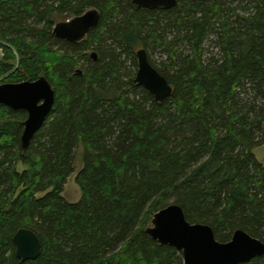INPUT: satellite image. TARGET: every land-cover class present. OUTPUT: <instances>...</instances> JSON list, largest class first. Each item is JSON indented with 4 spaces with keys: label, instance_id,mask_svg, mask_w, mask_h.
<instances>
[{
    "label": "trees",
    "instance_id": "1",
    "mask_svg": "<svg viewBox=\"0 0 264 264\" xmlns=\"http://www.w3.org/2000/svg\"><path fill=\"white\" fill-rule=\"evenodd\" d=\"M177 2L0 0V42L18 56L14 68L0 45V79L45 77L55 94L26 150L27 113L0 105V264H183L145 233L171 204L221 243L236 230L264 242V165L252 153L264 146V0ZM92 9L99 23L86 39L52 35ZM209 38L218 54L204 60ZM139 49L165 57L161 69L149 60L172 87L160 103L134 83ZM79 144L80 200L70 204L62 193ZM19 229L38 237L36 260L16 258Z\"/></svg>",
    "mask_w": 264,
    "mask_h": 264
},
{
    "label": "water",
    "instance_id": "2",
    "mask_svg": "<svg viewBox=\"0 0 264 264\" xmlns=\"http://www.w3.org/2000/svg\"><path fill=\"white\" fill-rule=\"evenodd\" d=\"M177 3V0H131L134 8L149 10L173 9ZM99 16L97 10H88L69 21L56 23L52 35L70 43H79L97 27ZM135 55L136 86L146 90L158 103L170 97L172 87L150 64L146 51L139 49ZM90 56L93 60L97 58L95 52ZM3 60L4 53L0 47V63ZM75 73L81 75L79 69ZM54 99V91L45 77L35 81L0 84V105L27 113L21 135L23 150L28 148L30 140L50 115ZM150 224L145 233L159 245L172 247L181 253L183 264H247L255 258L264 256V242L242 230H236L229 241L221 243L216 240L211 227L189 223L182 208L175 204L157 211L152 216ZM12 243L15 247V256L21 262L34 261L41 253L40 241L29 229L17 230L12 237Z\"/></svg>",
    "mask_w": 264,
    "mask_h": 264
},
{
    "label": "rangeland",
    "instance_id": "3",
    "mask_svg": "<svg viewBox=\"0 0 264 264\" xmlns=\"http://www.w3.org/2000/svg\"><path fill=\"white\" fill-rule=\"evenodd\" d=\"M71 19L72 18L62 20V21L65 22V21H69ZM84 39H86V37ZM211 39L212 38H209L208 42L205 43V45L203 47V50H204L203 59L204 60H207L210 57L216 58V56L218 54L217 50L214 48V45L212 44ZM0 45L8 48L9 52L14 56V60L10 64L13 65L15 68L17 66V62H18L17 54L14 52V50L11 47L7 46L5 43L0 42ZM92 52H94L93 48H90L87 52H85V55L87 57H90ZM5 54L6 53H4V55ZM147 54H148L149 60L154 64V66L157 69H161L163 63L165 62V57H164L163 53L160 50H154V51L148 50ZM76 69H80V67L76 68ZM3 80H4V78L0 79V84L3 83L2 82ZM82 153H83L82 147L79 144V146L76 150L75 161H74V165H73L74 172L67 179V182L64 186L63 193H62V196L64 197V199L70 204H75L80 200V191H79V188L77 187V185L75 184V177L83 166ZM252 153H253L255 159L257 160V162L264 165V146L253 149ZM17 170L19 172H21V171H23V168L18 167ZM151 219H150V221H151ZM150 221H149L147 227L151 226Z\"/></svg>",
    "mask_w": 264,
    "mask_h": 264
}]
</instances>
